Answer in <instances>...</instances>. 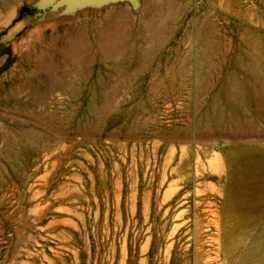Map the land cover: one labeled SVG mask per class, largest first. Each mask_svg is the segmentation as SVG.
<instances>
[{
    "label": "rangeland",
    "instance_id": "1",
    "mask_svg": "<svg viewBox=\"0 0 264 264\" xmlns=\"http://www.w3.org/2000/svg\"><path fill=\"white\" fill-rule=\"evenodd\" d=\"M146 10L165 25L159 42L143 32ZM93 17L101 37L120 31L122 46L145 53L143 70L60 72L63 53L90 46ZM250 44L261 51V74L248 66ZM40 45L48 60L35 65ZM202 48L207 64L197 74L190 57ZM59 79L80 98L55 88ZM90 87L105 111L87 125ZM4 98L29 113L2 109ZM218 117L242 127L201 126ZM195 214L207 264H255L251 251L264 238L263 0H0V264H121L124 256L131 264L146 217L158 230L152 249L185 221L174 264H194L186 231ZM224 234L230 263L215 253Z\"/></svg>",
    "mask_w": 264,
    "mask_h": 264
},
{
    "label": "bare ground",
    "instance_id": "2",
    "mask_svg": "<svg viewBox=\"0 0 264 264\" xmlns=\"http://www.w3.org/2000/svg\"><path fill=\"white\" fill-rule=\"evenodd\" d=\"M263 2H264V0H263ZM146 7L149 8V2H147ZM167 8L169 9L168 11L174 10L176 12V10H177L176 5H174L172 2L167 4ZM208 13H205V14H208ZM146 15L149 18V21L146 24H144L143 32L149 33L152 40H154L155 42H159L160 30H161V28H165V25H163L162 18L157 13H150L149 10L147 11ZM210 15H212V14H210ZM205 16H207V15H205ZM98 20H99L98 17H93L91 22H90V29H89V44H90V46L87 43H84V42L82 43L80 41L78 46H76V48L74 47V50L70 54L63 53L64 55H62L61 63L59 64L60 72H62L63 74H67L69 72V70H75L78 67H82L85 70L96 69L97 67H99L100 70H103V69L107 70L108 73H106V74H108V76H112L121 68H131V69H134L135 72H140L142 69V63L141 62H142V59H144L143 57H145V53L141 50H136L133 46H129L127 48L122 46V44L120 42L121 37H122V33L120 31L114 33L113 35L112 34H106V35L101 37L98 34ZM206 34H207V32H206ZM201 36H202V34H201ZM205 38H206V35H205ZM217 48L215 50L216 53L219 52V48L218 49ZM122 51L125 53V55L124 54L123 55L126 56V58L122 55L124 59L121 60L122 56L120 55V53ZM213 52H214V50H213ZM214 54L215 53H212V55H214ZM260 55H261V51H260L259 47H257L254 44H250L249 45V56L251 57V60L248 62V66L256 74H261V72H262V68L259 64V56ZM184 56H186V55H184ZM209 56H211V54ZM134 58L139 59V62L135 63ZM192 58L196 61L197 74L203 73L204 68L207 64V63L203 62L204 58L205 59L208 58L207 49L202 48L201 51H196V53L192 52L190 59H192ZM46 60H48V58L46 57L45 47L42 45H40V47L39 46L34 47L31 54H30V61L35 65H39L40 63L45 62ZM185 61H188V60H185ZM184 62H181V63H184ZM240 65H242V64H240ZM44 66H45V64H44ZM201 82L202 81H200L199 83H201ZM53 86L57 89L67 90L69 92L70 98H72V99H78L81 96L80 91L75 87L74 84H70L69 82H66L64 80H61V79L55 80ZM99 87L102 89H106L104 83H102V82H99ZM92 91H93L92 87H90V91L85 94L86 99L89 100V104H90L89 110L85 113V116H86L85 119H88L87 125L92 124V122H94V121L100 120L102 115H104V111H105V104H103L102 95L98 94V93L97 94L93 93ZM240 97H241V93L239 91V87L235 89L234 95L229 96V98H231V100H233L234 102H236ZM42 106H43V104H42ZM1 108L6 109L9 112L10 111L14 112V113L17 112L18 109L24 113H29L28 107H26V106L18 107L16 105H12L11 103L8 102V98L3 99V105ZM211 113L213 114V116H217L218 109L213 108ZM246 114H247V112H246ZM119 115H121V114H117L115 116L116 120L119 118ZM130 115H131V111H125V116H130ZM23 120H25V119H23ZM42 121H46V120H42ZM241 125H242V123H241ZM241 125H240V121L236 117L231 118V120L229 121V124H226L225 120L222 117H218V118H216V122H213L212 124L211 123H204L202 121L201 126H203V128H208V129L215 128V129H219V130H227L228 127H230L231 130H237V129H240L242 127ZM167 176H168V174H167ZM198 199H200L199 202H203L204 199H206V198H198ZM133 209H135V208H133ZM150 213L152 214V212H150ZM181 217H184L183 214L178 213L177 218H181ZM193 221H194L193 222L194 223V229L190 230V228H188V231H186V234H187V240L189 242L194 241V244H195V247H194L195 248L194 264H207L205 255L201 254L199 252V250L196 248L198 243H200L199 242L200 241L199 230H200V227H201L203 222H202L200 216H198L197 214H195ZM155 224H157V223H155ZM185 226H186L185 221L182 222L181 224L174 225L171 233L168 236H160L158 238L157 243H156L158 248L152 249L151 248L152 239L154 238V236L158 230L156 229L154 224L149 223L148 218L146 217L145 223L142 227L143 228L142 230L146 231L145 234H147V235L145 237L144 244L140 248V256L141 257H140V259L139 258L137 259V256H136L137 254H135L133 252L131 259H130L131 264H136V263L137 264H174V258L177 256V253H176L177 252L176 251L177 250V244H178V242H180L182 240V237L180 236L181 230ZM226 236H227V234H224V240L219 243L218 247L216 248L215 253L217 254V256H223L229 262L230 257H231V254H230L231 245L227 244V237ZM251 253H252V261L255 264H262L264 262V238L259 245H257L256 247H254L252 249ZM184 256H187V253H184ZM151 257H154V259L152 260ZM187 262L190 263L189 259L187 260ZM128 263H129L128 258L126 256H124L123 260L121 261V264H128Z\"/></svg>",
    "mask_w": 264,
    "mask_h": 264
},
{
    "label": "water",
    "instance_id": "3",
    "mask_svg": "<svg viewBox=\"0 0 264 264\" xmlns=\"http://www.w3.org/2000/svg\"><path fill=\"white\" fill-rule=\"evenodd\" d=\"M88 1H92V0H61V2L63 3H78V2H88ZM103 1V0H101ZM136 1V0H134Z\"/></svg>",
    "mask_w": 264,
    "mask_h": 264
}]
</instances>
